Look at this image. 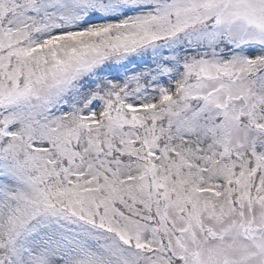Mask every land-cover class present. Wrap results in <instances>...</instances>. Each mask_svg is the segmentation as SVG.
I'll return each mask as SVG.
<instances>
[{
  "label": "snow or ice",
  "instance_id": "1",
  "mask_svg": "<svg viewBox=\"0 0 264 264\" xmlns=\"http://www.w3.org/2000/svg\"><path fill=\"white\" fill-rule=\"evenodd\" d=\"M0 264H264V0H0Z\"/></svg>",
  "mask_w": 264,
  "mask_h": 264
}]
</instances>
